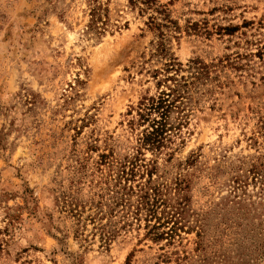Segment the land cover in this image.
Returning a JSON list of instances; mask_svg holds the SVG:
<instances>
[{
    "label": "rangeland",
    "instance_id": "obj_1",
    "mask_svg": "<svg viewBox=\"0 0 264 264\" xmlns=\"http://www.w3.org/2000/svg\"><path fill=\"white\" fill-rule=\"evenodd\" d=\"M137 155L154 230L108 199ZM0 264H264V0H0Z\"/></svg>",
    "mask_w": 264,
    "mask_h": 264
},
{
    "label": "trees",
    "instance_id": "obj_2",
    "mask_svg": "<svg viewBox=\"0 0 264 264\" xmlns=\"http://www.w3.org/2000/svg\"><path fill=\"white\" fill-rule=\"evenodd\" d=\"M132 1L137 2L140 0ZM143 2L152 5L154 0H143ZM96 14V11H94L93 15L96 16ZM178 70L179 67L175 69L177 72ZM175 79V75H170L163 80L174 81ZM167 87L168 90H161L156 96L144 97L138 105V120L141 123L147 124L142 130L140 142L143 147H148L152 150H160L165 143L172 140L171 131L174 130V126L168 123V116L174 108H179L177 101L181 100V95L173 96L176 88L170 84H167ZM182 124L183 122L179 125L181 126ZM177 129H180V127H177ZM139 153H141L140 150ZM138 157L137 155L121 161L115 167L112 166L113 170L116 168V175L110 176L109 180H107L108 199L111 201L110 204L114 209L121 206L125 210V215H132L136 220L140 221L142 213H144L145 220L148 221L147 227L150 230H154L162 224L161 216L158 214L163 212V210L160 212L159 207L165 204L166 200L162 197V189L151 184V179L146 180V182L135 181L137 174H140L141 177L144 176L139 171L141 167L146 166L143 163H139L140 159ZM145 171L149 177H152L153 168L145 167ZM134 194H136V199L132 203V196ZM170 215H166L167 222L173 220L172 217L176 216L172 214L170 217ZM151 219H155L152 224L150 223ZM173 230L174 226L170 227V231H167V234L173 233ZM163 234V232L158 233L157 236H162Z\"/></svg>",
    "mask_w": 264,
    "mask_h": 264
}]
</instances>
